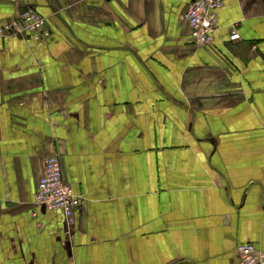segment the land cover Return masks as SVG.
<instances>
[{
  "label": "crops",
  "instance_id": "obj_1",
  "mask_svg": "<svg viewBox=\"0 0 264 264\" xmlns=\"http://www.w3.org/2000/svg\"><path fill=\"white\" fill-rule=\"evenodd\" d=\"M191 1L0 0V25L31 5L49 30L0 37V264L264 251V0H225L209 47L182 17ZM54 153L82 200L70 231L33 215Z\"/></svg>",
  "mask_w": 264,
  "mask_h": 264
},
{
  "label": "built area",
  "instance_id": "obj_2",
  "mask_svg": "<svg viewBox=\"0 0 264 264\" xmlns=\"http://www.w3.org/2000/svg\"><path fill=\"white\" fill-rule=\"evenodd\" d=\"M225 0H193L182 17L186 21L193 42L202 47L214 44L219 28L217 11L224 7ZM28 37L34 41L46 40L49 36L46 18L34 6H27L16 17L0 25V37ZM239 39L236 25L230 27L229 40ZM81 197L74 194L62 176L60 155L54 153L44 160L42 176L36 181L33 215L42 210L59 212L68 231L74 229L81 206ZM42 226V223H38ZM236 258L231 264H264V251L252 242H243L235 249Z\"/></svg>",
  "mask_w": 264,
  "mask_h": 264
}]
</instances>
